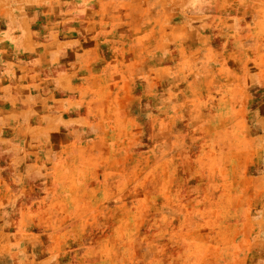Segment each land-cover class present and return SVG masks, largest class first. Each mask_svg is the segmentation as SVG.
<instances>
[{"label":"rangeland","instance_id":"rangeland-1","mask_svg":"<svg viewBox=\"0 0 264 264\" xmlns=\"http://www.w3.org/2000/svg\"><path fill=\"white\" fill-rule=\"evenodd\" d=\"M264 0H0V264H264Z\"/></svg>","mask_w":264,"mask_h":264},{"label":"crops","instance_id":"crops-1","mask_svg":"<svg viewBox=\"0 0 264 264\" xmlns=\"http://www.w3.org/2000/svg\"><path fill=\"white\" fill-rule=\"evenodd\" d=\"M262 106H264V104Z\"/></svg>","mask_w":264,"mask_h":264}]
</instances>
